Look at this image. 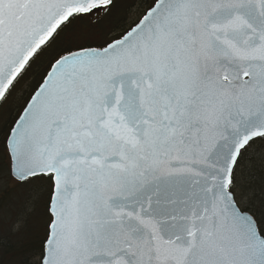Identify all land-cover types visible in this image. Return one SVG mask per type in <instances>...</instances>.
I'll return each instance as SVG.
<instances>
[{
  "label": "snow or ice",
  "instance_id": "snow-or-ice-1",
  "mask_svg": "<svg viewBox=\"0 0 264 264\" xmlns=\"http://www.w3.org/2000/svg\"><path fill=\"white\" fill-rule=\"evenodd\" d=\"M0 181L34 264H264V0H0Z\"/></svg>",
  "mask_w": 264,
  "mask_h": 264
},
{
  "label": "trees",
  "instance_id": "trees-1",
  "mask_svg": "<svg viewBox=\"0 0 264 264\" xmlns=\"http://www.w3.org/2000/svg\"><path fill=\"white\" fill-rule=\"evenodd\" d=\"M0 181V264H34L44 234L42 211L27 190Z\"/></svg>",
  "mask_w": 264,
  "mask_h": 264
},
{
  "label": "rangeland",
  "instance_id": "rangeland-1",
  "mask_svg": "<svg viewBox=\"0 0 264 264\" xmlns=\"http://www.w3.org/2000/svg\"><path fill=\"white\" fill-rule=\"evenodd\" d=\"M10 185L13 186V184L10 183V182H4V181H3V183H2V186H3V187H7V186H10Z\"/></svg>",
  "mask_w": 264,
  "mask_h": 264
}]
</instances>
